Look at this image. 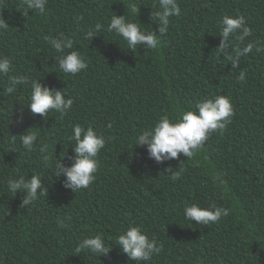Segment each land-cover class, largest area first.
<instances>
[{"label": "trees", "instance_id": "1", "mask_svg": "<svg viewBox=\"0 0 264 264\" xmlns=\"http://www.w3.org/2000/svg\"><path fill=\"white\" fill-rule=\"evenodd\" d=\"M177 3L180 15L169 17L153 50L129 49L107 25L115 13L159 34L151 19L159 0H48L43 14L21 0H0V16L9 23L0 33V55L11 60L10 75L30 78L8 95L7 77L0 76V264H135L116 244L129 225L162 245L140 264H264V0ZM224 15L243 16L251 29L242 41L239 33L229 37L230 49L253 44L237 67L217 48ZM89 30L93 40L85 38ZM49 36L70 38L73 48L65 51L78 50L88 68L62 73ZM242 70L244 82L237 79ZM32 79L63 89L72 108L64 115L50 110L46 118L25 108L18 122ZM218 95L233 105L231 123L222 133L211 132L191 158L180 154L157 164L144 147H135L141 131L161 116L175 121L182 111H196L201 100ZM75 124L91 125L106 143L98 153L95 181L72 192L54 169L57 160L72 162L69 137ZM27 130L38 137L32 152L19 137L12 143V135ZM42 144L48 145V161L41 158ZM168 167L180 171L178 180L166 176ZM21 175H39L47 193L22 205L24 193L7 187L9 178ZM193 203L226 208L229 215L196 224L184 217L185 205ZM96 234L110 248L107 256L77 251L84 238Z\"/></svg>", "mask_w": 264, "mask_h": 264}, {"label": "clouds", "instance_id": "2", "mask_svg": "<svg viewBox=\"0 0 264 264\" xmlns=\"http://www.w3.org/2000/svg\"><path fill=\"white\" fill-rule=\"evenodd\" d=\"M21 3L26 8L39 10L43 14L46 12L48 0H21ZM159 9L154 15L151 13V19L158 25L159 34L155 31L142 30L140 24L127 20L125 15L117 16L115 13L111 16L107 31L114 32L121 37L129 49L142 45L146 49L154 50L161 43L160 37L168 30L169 17L179 16L181 13L177 0H159ZM130 10L133 14L139 11L134 3L130 5ZM219 27L220 44L217 48L231 62L233 67H237L240 57L250 53L253 44L249 43L242 48L230 49L229 37L239 33L238 39L242 41L245 37L251 35V29L246 26L245 18L239 15L235 17L224 15L219 21ZM8 28L9 23L0 16V33L6 32ZM100 28L101 25L97 24L96 29ZM94 37H96L94 31L89 30L85 38L93 40ZM45 39L53 49L60 53L58 64L62 73L76 75L88 68V64L78 50L65 51L73 48V41L70 38L49 36ZM259 50L257 49V51ZM12 70L11 60L0 55V76L7 77L8 83L5 92L8 95L15 93L18 85L28 84L30 79L25 75H10ZM245 78L246 73L242 70L237 79L244 82ZM30 87L31 93L27 106L21 104L18 120L20 123L23 122L25 108L33 116L38 114L46 118L50 110L64 115L73 106V99L68 98L63 89L46 87L41 84L40 80L35 79L31 80ZM233 115V105L227 96L218 95L205 98L197 103L196 111H182L175 121L167 115L161 116L153 126L141 131L136 138L135 147H144L148 158L154 160L157 164L178 159L180 154H183L186 158H191L199 148L203 147L211 132L220 131L222 133L226 130ZM108 127H111V125H108ZM17 137H19V142L25 150L28 152L35 150L34 146L38 139L36 132L27 130L22 135H12V143L16 142ZM69 140L73 142L71 146L74 153L71 158L72 162L69 166L65 165L62 160L56 159L54 172L56 178H63L65 189L76 192L87 189L95 181L94 174L99 168L98 153L105 147L106 138L104 135L98 134L91 125L84 127L75 124L72 126V135ZM39 152L44 161L51 159L48 145H40ZM164 171L170 173L166 176H169L172 181L180 178V171H174L172 167H168ZM7 187L14 194L24 193L22 199V205L24 206L33 203L38 194L43 196L48 191L39 175H31L30 179L23 175L17 179L9 178ZM228 215V209L215 205L203 208L193 203L184 207L185 219L196 224L217 223L222 216L226 217ZM116 244L119 245L122 253L126 254L129 260L134 261L135 264L150 261L154 254H159L162 251V245L154 238L150 239L140 226L135 225H129L118 236ZM85 249L92 254H98V257L107 256L110 251V248L106 247L101 234L84 238L78 245L77 251Z\"/></svg>", "mask_w": 264, "mask_h": 264}]
</instances>
